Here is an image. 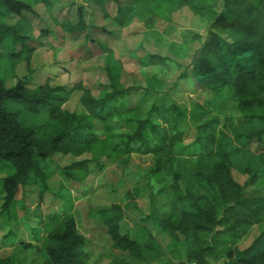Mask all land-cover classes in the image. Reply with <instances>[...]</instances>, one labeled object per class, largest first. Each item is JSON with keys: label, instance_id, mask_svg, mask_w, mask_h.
<instances>
[{"label": "trees", "instance_id": "obj_1", "mask_svg": "<svg viewBox=\"0 0 264 264\" xmlns=\"http://www.w3.org/2000/svg\"><path fill=\"white\" fill-rule=\"evenodd\" d=\"M74 3L0 0L1 15L20 16L19 26L9 27L0 20V51L9 65V76H0V163H9L14 170L2 183L3 228L16 220L11 206L17 194L32 185L38 189L36 214L26 211L19 221V229L24 227L31 241L18 235L14 226L7 229L0 238V249L10 247L13 252L0 258V264H21L19 254L26 255L39 244L44 245L42 264H95L88 262L89 245L78 230L77 219L64 209L65 196L52 194L64 200L60 213L42 216L39 212L54 173L51 165L62 177L61 187L63 183L68 191L74 187L80 199L79 187L87 175L115 164L123 181L133 156L152 158V165L143 172L148 186L152 180L163 183V176L173 168V181H177L188 171L186 159H191L197 189L190 183L181 196L174 184L165 215L152 217L151 212L132 226L113 200L109 207L97 208L111 248L120 252L107 264H148L143 251L154 240L147 225L150 221L159 234L169 235L178 250L177 261L164 264H264V229L257 228L264 221V187L257 188L264 180V0H83L73 17L57 24L72 58H88L94 47L99 51L94 59L103 60L99 67L106 83L98 93L84 83L90 80L67 86L51 83V74L44 75L39 84L25 74L18 78L15 67L24 59L28 64L29 53L36 48L25 49L24 32L30 27L23 14H33L36 4L48 11L59 6L60 11L70 13ZM183 9L203 25L204 37L188 32L181 42L169 38L175 14ZM98 12L101 19L97 23L110 18L117 29L88 22ZM90 25L97 34L106 33L109 42H118L121 33L131 43L128 59L136 61L141 70L158 69L166 76L172 66L180 70L189 61L198 86L225 107L232 103L239 111V129L232 138H223L221 118L214 114L212 102L180 104L159 89L162 83L156 75L143 77V85L124 84L126 71L114 47L95 40ZM150 41L158 52L147 51ZM78 93L80 112L65 110L63 106ZM86 154L89 158H82ZM55 157L72 160L61 165L54 162ZM238 157L246 165L239 167ZM133 168L141 169L138 164ZM19 202L25 209L23 199ZM255 231L251 242L242 247ZM220 256L227 261L218 263Z\"/></svg>", "mask_w": 264, "mask_h": 264}, {"label": "rangeland", "instance_id": "obj_2", "mask_svg": "<svg viewBox=\"0 0 264 264\" xmlns=\"http://www.w3.org/2000/svg\"><path fill=\"white\" fill-rule=\"evenodd\" d=\"M81 2H83V0H75L70 13L69 10L60 11L59 6H55L48 11L42 4H36L33 7V14H23L25 16L24 20L28 22H25V24L30 27L28 28L29 31L26 30L24 32L27 38L24 43L25 49L28 47L36 48L29 53L28 64L26 63L27 59H24L15 67L14 71H16L15 73L18 75V78L19 75L25 74V76L33 80L34 84H39L42 83L44 75L49 76V74H51V83L67 86H71L78 82V80H90L84 83H87L88 87L91 88L95 94L98 93L99 89L106 83L105 73L102 67H99L103 60L94 59V56L99 54V51L94 49V47L92 56L86 58L83 55L82 57L77 56L72 58L69 51L64 47L61 36L59 35L62 34L63 31H61L57 21H62L63 18L73 17L75 8L81 4ZM95 15L94 17H89L88 22L93 20V23H97V21H100L101 14L98 12ZM19 17L20 16L16 17L14 15L8 17L0 14V20L10 25L9 27L16 24L17 21H19ZM175 20L174 29L169 35L171 40L181 42L183 35L188 36V32H195L202 37L205 36L203 25L187 9H183L181 12L176 13ZM98 23L99 27L103 26L106 29L111 28L112 30L117 29L115 26L116 24L110 18H105L104 22L101 21V23ZM17 25L19 26V23H17ZM92 28L93 25H90L88 29L91 31L90 34H93L95 40L104 44V42L109 39V37H106V33L103 35L97 34L99 31ZM158 29L162 30L163 25H159ZM120 34L118 35V42L115 43L110 41V43L108 40L107 43L109 42V45L114 47L115 57L122 62L124 72L126 71V73L123 74L124 84L129 85L133 81L136 85H140L142 84L143 77L146 76L150 78L152 75H156V78L162 83V87H159V89L168 92L170 96L180 104L188 107V104L195 102L200 104L207 101L212 102L211 105L214 114L219 115L221 118L223 138H232L234 131L240 127V121L238 120L240 117L239 111L236 110L232 103L225 107V105L219 103L214 96L204 92L196 83L193 71L188 65L189 61L182 63L184 65L180 70L177 69V66H172L170 72L166 76H162V74L158 72V69L141 70L136 61L130 58L128 59L127 53L131 49V43L127 39H123ZM147 51L150 53L158 52L152 41L147 45ZM76 52H79V50ZM141 53L142 52L139 54ZM161 53H163V51ZM0 55H3L0 57V76L7 77L9 76V73H7L9 72L8 58L1 51ZM130 56H134V54L130 53ZM72 60L74 62L70 63ZM7 84H10V80L7 81ZM79 97L80 93L75 94L63 108L69 112L79 113L81 110ZM15 107L19 110V105H15ZM187 143L188 141L185 142V144ZM82 158L88 159L89 155L86 154ZM71 160L70 157L54 158V162L61 165L67 164ZM190 160L191 159H186L185 162L188 171L185 172L184 175H179L180 178L177 181H173V172L176 171V168H173L168 174L165 173L162 179L163 183L159 184L153 180L149 181V188V186L146 185L147 180L144 176V170L152 165V158L150 156H133L128 169L130 173L123 181L120 180L121 173L115 164L108 165L103 172L92 171L87 175L79 187L80 192L83 194L80 199H76L75 196H79V193H77L74 187L70 188L72 192L64 187V183L61 187L62 177L55 166L51 165L54 173L50 180H48L47 184L49 191L44 195V203H42L39 208V212L42 216H46L52 212L60 213L64 200L54 199L52 194L61 193L65 196L68 202L64 204V209L69 212V215L77 219L78 230L85 237L89 245L86 247V251L89 253L88 262L94 260L95 264H107L108 259L111 260L112 257L119 255L120 252L111 248L106 228L102 221L96 216V209L101 206L105 208L109 207L113 200V202H116L123 208L127 216L126 221L130 226L136 221H141L140 218H145L151 212L152 217L153 215L155 217H162L170 208V191L174 184L178 186V192L181 196H184L188 192L186 186L190 183L192 189H197V183L191 177V172L195 171V162ZM236 160L239 167H243L244 164L246 165L245 160L239 157ZM135 164H138L139 168H141L139 171L138 168H133ZM13 171L9 163H0V206L3 202L1 199L3 196V179L12 175ZM131 174L132 176L134 174V176L132 177ZM187 176L190 177V182ZM238 181L241 183L243 182L242 180ZM263 187L264 180L257 185V188ZM37 191V186L32 185L24 189L23 192L20 191L19 194H17L16 201L11 206L12 217L16 220H14L11 225L9 224L3 228V220L6 218V214H0V238L7 229L13 228L14 226L18 235L20 233L22 238L31 241L25 228L21 227V229H19V221L22 220L21 218L26 211L30 214H36L35 210L38 201ZM19 199H23L24 211L21 209ZM34 219L35 221L37 220V218ZM147 225L150 227L154 236V240L143 251V256L148 264H164L165 262L177 261L178 250L174 247L169 235L159 234L155 226L151 224V221L147 223ZM257 228L259 231L263 230L264 221L260 223ZM256 233L257 231L251 234L250 238L242 243V247L249 244ZM43 248L44 245L39 244L38 246L36 245L35 248L29 249L26 255L24 252L23 255L25 256L19 254V262H21V264H42L45 259ZM12 252V248L10 247L1 248L0 258H7ZM225 261H227V259L223 256H220L218 259V263Z\"/></svg>", "mask_w": 264, "mask_h": 264}]
</instances>
